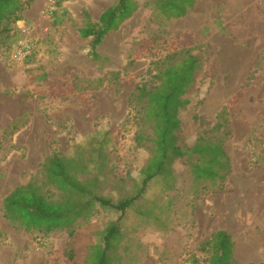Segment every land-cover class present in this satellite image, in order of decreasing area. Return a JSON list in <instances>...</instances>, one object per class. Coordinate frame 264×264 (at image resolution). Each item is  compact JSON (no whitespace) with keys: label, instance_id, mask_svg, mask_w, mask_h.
Here are the masks:
<instances>
[{"label":"rangeland","instance_id":"rangeland-1","mask_svg":"<svg viewBox=\"0 0 264 264\" xmlns=\"http://www.w3.org/2000/svg\"><path fill=\"white\" fill-rule=\"evenodd\" d=\"M113 1L33 0L0 55V264H85L87 248L114 221L110 264H190L192 255L204 257L199 245L218 229L234 241L238 263L264 264V0H196L171 20L151 0H135L133 14L99 45L103 60L94 61L79 31L86 14L96 22ZM25 42L32 47L22 57ZM180 49L202 66L179 112V142L192 146L226 107V187L202 190L176 160L119 219L99 209L72 234L13 227L3 216L4 196L39 178L52 152L72 157L82 150L102 195L136 192L150 151L134 141L129 96L151 82L153 61Z\"/></svg>","mask_w":264,"mask_h":264},{"label":"trees","instance_id":"trees-1","mask_svg":"<svg viewBox=\"0 0 264 264\" xmlns=\"http://www.w3.org/2000/svg\"><path fill=\"white\" fill-rule=\"evenodd\" d=\"M32 2L0 0V55L8 47L15 24ZM195 2L151 0L153 8L164 20L182 18ZM136 8L135 0H114L100 13L96 22L89 21L85 15L87 21L79 32L87 42V55L92 60H103L97 51L99 45ZM201 63V59L188 49L169 52L153 61L151 82L136 85L130 94L128 103L136 126L134 141L137 147L150 151L140 170V183L134 184L137 186L134 194L117 199L100 194V180L89 171V162L85 160V154H81L82 150L72 157L52 152L41 164L39 178L14 187L4 196L3 216L16 229L40 236L62 230L72 234L78 220L88 221L99 209L119 212V219L143 195L151 180L171 173L176 160H182L188 166L202 190H223L231 173L230 158L223 147L224 139L230 134L227 108L218 112L211 129L200 131L192 146L179 142V112L189 103L184 96L195 81ZM99 147L97 145L94 150L98 151ZM116 231L114 221L106 227L101 242L87 248L85 264H110L108 250ZM199 250L204 257L198 259L192 255L190 264H240L234 257V241L223 229L211 233L200 243ZM68 255L72 259V253Z\"/></svg>","mask_w":264,"mask_h":264},{"label":"built area","instance_id":"built-area-1","mask_svg":"<svg viewBox=\"0 0 264 264\" xmlns=\"http://www.w3.org/2000/svg\"><path fill=\"white\" fill-rule=\"evenodd\" d=\"M31 47H32L31 43L25 42V44L23 45L22 50L19 52V55L22 56V57L25 56L29 52Z\"/></svg>","mask_w":264,"mask_h":264},{"label":"crops","instance_id":"crops-1","mask_svg":"<svg viewBox=\"0 0 264 264\" xmlns=\"http://www.w3.org/2000/svg\"><path fill=\"white\" fill-rule=\"evenodd\" d=\"M243 250H245V253H246L248 256L252 255V252H251L248 248H245V249H243Z\"/></svg>","mask_w":264,"mask_h":264},{"label":"bare ground","instance_id":"bare-ground-1","mask_svg":"<svg viewBox=\"0 0 264 264\" xmlns=\"http://www.w3.org/2000/svg\"><path fill=\"white\" fill-rule=\"evenodd\" d=\"M243 249V248H242Z\"/></svg>","mask_w":264,"mask_h":264}]
</instances>
